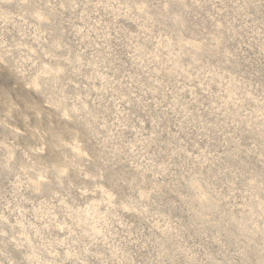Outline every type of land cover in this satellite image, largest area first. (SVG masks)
Instances as JSON below:
<instances>
[{"label": "clouds", "instance_id": "1", "mask_svg": "<svg viewBox=\"0 0 264 264\" xmlns=\"http://www.w3.org/2000/svg\"><path fill=\"white\" fill-rule=\"evenodd\" d=\"M0 264H264V0H0Z\"/></svg>", "mask_w": 264, "mask_h": 264}]
</instances>
